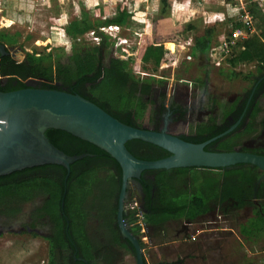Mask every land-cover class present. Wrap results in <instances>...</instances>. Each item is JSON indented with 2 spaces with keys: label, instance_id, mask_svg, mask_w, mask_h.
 <instances>
[{
  "label": "trees",
  "instance_id": "1",
  "mask_svg": "<svg viewBox=\"0 0 264 264\" xmlns=\"http://www.w3.org/2000/svg\"><path fill=\"white\" fill-rule=\"evenodd\" d=\"M164 3L166 0H162ZM250 7V14L253 16L255 26L260 34H253L244 42L243 50L239 55L238 62H258L264 67V8L262 13H258L253 6ZM128 12V10H127ZM94 16L101 14V8L96 7ZM130 22V17L124 9L102 21L92 19L91 13L83 11L82 18H75L69 21L64 31L71 40L68 47L56 45L49 52H27L23 61H17L12 55L0 53V90L10 91L26 87L54 88L72 93H77L94 101L109 113L124 121L125 123L146 129H152L155 119L153 101L145 100L146 95L152 93V81L137 78L130 66L131 60L120 49L109 51V61L105 64L103 52L114 43L108 41L107 37H100L95 45H89L79 40L80 36L85 35L91 30H98L102 25H121L126 26ZM99 33V31H98ZM20 32L3 31L0 32V43L15 46L19 44ZM213 30H206L205 34L195 43V54L204 58L208 57L211 48ZM163 41L170 42L172 46L174 37L164 38ZM137 58L143 62L153 61L156 67L166 63H172L176 59L173 49L166 48L162 41L152 40L145 35L137 50ZM49 139L58 148L70 155L93 154L107 159L109 162H102L82 171L78 175L74 172V163L71 166L69 178L63 184L52 174H36L28 176L21 181L10 180L0 187V194L17 190L21 194H30L27 199H32L38 193L50 195L51 214L57 223L58 231L62 228L61 221V202L64 199V210L71 220V228L75 236L78 230H84L86 216V199L100 198L102 202L111 200L119 193L121 186V173H111L110 163L113 162L121 171L118 162L111 155L95 144L83 140L73 134L61 129H48L46 132ZM76 139L80 146L77 149H69L63 143L66 139ZM138 147L133 149L131 142ZM190 141V140H189ZM127 147L137 156L143 159L155 160L168 156L170 153L160 146L152 143L135 139L126 141ZM226 149L232 150L228 144ZM150 148L152 153L140 150ZM207 149V148H206ZM91 155L83 158V161L91 159ZM81 161V160H80ZM55 169L63 174V180L67 175V170L62 165L45 164L30 169ZM195 167H184L174 169H159L157 171V186L159 189V200L162 204L158 210H153L149 216L145 217L148 223L165 226L166 221L171 219H187L197 221L200 216L205 215L210 210V202L219 204L225 199H234L238 203L237 208L245 205L254 204V213L243 224L239 230L245 239L259 240L264 237V181L256 190V181L261 172L256 166H236L225 171L214 173H204L209 179L201 180L199 172H195L191 177L197 185L196 192L190 193L183 189L182 182L186 181L188 172L195 170ZM22 171V170H21ZM21 171H15L0 178L11 179ZM119 176V177H118ZM206 180V181H205ZM147 191L150 185L143 182ZM102 187V188H101ZM96 189L98 190L95 195ZM189 192V193H188ZM187 193V194H185ZM254 199L259 201L256 205ZM111 202V201H110ZM106 204V203H105ZM101 214L105 218V225L111 227V213L115 214L117 209L113 205L100 207ZM138 211L130 213L132 223L137 222L140 216ZM60 227V228H59ZM141 228L137 224V229ZM78 237V236H77ZM56 244L52 245L55 250ZM90 257V253H88ZM51 264H56L53 259ZM248 264H261L259 262H248Z\"/></svg>",
  "mask_w": 264,
  "mask_h": 264
},
{
  "label": "rangeland",
  "instance_id": "2",
  "mask_svg": "<svg viewBox=\"0 0 264 264\" xmlns=\"http://www.w3.org/2000/svg\"><path fill=\"white\" fill-rule=\"evenodd\" d=\"M252 4L258 13L264 11V0H214L213 4L209 0H166L165 3L162 0H0V32L21 33L19 44L8 45V49L13 58L23 61L27 52H49L56 45L68 47L72 42L64 27L69 21L82 18L83 11L91 13L92 19L104 21L124 9L130 22L121 27L117 38L109 37L103 29L107 25L100 24L98 30L87 32L79 40L95 45L100 37H107L114 45L104 50V63L109 61V51L116 47L130 57L133 74L141 80H151L154 84L166 80L182 88L189 80L203 86L201 81L206 74L211 93L219 89L228 95L239 92V79L249 76L253 68L250 63L237 61L244 42L256 28L255 20L252 27L246 23ZM96 7L101 8L99 16L93 15ZM208 29L213 30L211 48L208 57H199L194 45ZM145 35L173 49L176 59L160 67L153 61L139 60L137 50ZM167 37L175 38L172 46L163 41ZM225 43L228 48L224 51ZM225 75L233 81L223 82ZM195 172L202 176L208 171L195 169L187 176ZM200 178L209 179L208 176ZM197 185L200 188L199 183L190 185L193 191L188 192V196L202 193L196 192ZM253 213L254 210H239L231 204L226 207L216 204L194 225L180 220L166 226V231L157 236L156 245H148L151 248L145 250V254L150 258V253L155 257L156 251H169L168 261H174L173 264H248L249 261L264 264V237L245 239L239 232L240 225ZM186 224L188 236L185 231L181 232ZM52 256L42 236L31 239L28 235L9 234L0 237V264H48ZM125 256L136 264L132 254L126 252Z\"/></svg>",
  "mask_w": 264,
  "mask_h": 264
},
{
  "label": "flooded vegetation",
  "instance_id": "3",
  "mask_svg": "<svg viewBox=\"0 0 264 264\" xmlns=\"http://www.w3.org/2000/svg\"><path fill=\"white\" fill-rule=\"evenodd\" d=\"M249 73V76L246 75L239 79V92H230L228 95L219 89L211 93L212 90H209L211 87L209 85L210 80L206 74L201 81L204 83L203 86L193 80L187 81V85L182 88L178 84H170L166 80H161L157 84L152 83L151 95L144 97L146 101H153L155 119L152 129L162 130L167 127L169 133L199 143L215 138L206 145V148L211 151L239 150L264 155V67L261 66L255 71L251 68ZM223 77V82L233 81L230 76L225 75ZM63 144L72 150L80 146L76 139L71 138L64 140ZM224 144L231 145L232 150L226 149L225 146L227 145ZM131 146L137 150L138 146L133 141ZM140 151L144 152V155L152 153L150 148ZM91 156V159L87 161H77L78 163L73 168L76 175L96 164L109 162L105 158L93 154ZM110 164L111 173L119 175L121 173L119 193L110 200L111 202L109 200L102 202L100 198L90 199V197L86 199L84 203L85 210L88 212L86 224L84 230L79 229L76 236L71 228V220L62 204L64 199H62L60 209V219L63 224L61 230L58 231L57 223L50 212V195L38 193L34 198L27 199L29 193L21 194L15 190L4 194V196L0 194V237L9 234L28 235L31 239L42 236L53 253L48 264H51L53 259L56 264H132L129 258L125 256L126 252L132 254L137 264L135 247L131 241L122 235L117 219L122 171H119L113 162ZM243 166L246 167V165ZM196 169L210 171L214 174L227 170L224 168ZM260 172L262 175L263 171L260 170ZM39 173L55 175L60 184L65 182V185L69 178L66 176L63 180V174L60 171L50 168L30 169L29 171L23 169L11 179L0 178V187L7 181H21L28 176ZM185 179L186 181L182 182L183 189H188L189 192L193 191L191 187L195 184L193 178L187 176ZM140 182L143 186L141 188L136 183H129L128 194L124 200L125 219L128 221L130 231L141 243L148 264H173L174 261H168L169 254L167 252L169 251L165 252L162 249L160 252L156 251L157 256L153 257V254L150 253V258H148L145 250L151 248L148 245H156L157 236L166 231V226L176 223L180 219L166 221L165 226L143 221L153 210L156 211L162 206L159 200L157 171H145ZM143 182L150 185V191L146 190ZM259 185L256 186V190H258ZM188 186L190 187L188 188ZM97 194L99 193L96 189L95 195ZM256 201L257 199H254L255 204L259 205ZM219 204L225 207L231 204L234 208L247 212L254 210V204L237 208L238 203L232 198L225 199ZM106 205L108 207L113 205L117 209L115 214L111 213V227L105 225V218L100 211V207ZM214 205H216L214 201L210 202V208ZM136 210L140 219L132 223L130 213ZM183 220L189 226L195 224L194 221ZM137 224H140L141 228L137 229ZM188 225L186 224L181 230V232L185 231L187 236L189 233ZM146 230H148V234H146ZM53 244H56L55 250L52 249ZM88 253H90V257H88ZM159 253L162 254L158 255Z\"/></svg>",
  "mask_w": 264,
  "mask_h": 264
},
{
  "label": "water",
  "instance_id": "4",
  "mask_svg": "<svg viewBox=\"0 0 264 264\" xmlns=\"http://www.w3.org/2000/svg\"><path fill=\"white\" fill-rule=\"evenodd\" d=\"M0 53L10 54L0 43ZM65 130L108 152L121 167L118 224L122 235L132 242L137 264H148L144 250L130 231L125 219L124 200L129 183L143 187L145 171L184 167L229 169L240 165L256 166L263 171L257 181H264V155L232 150L211 151L206 142H194L162 130L140 128L115 117L85 96L54 88L26 87L0 90V176L45 164L62 165L70 175L71 166L91 154L70 155L47 136L48 129ZM143 140L167 150L170 155L155 159L137 157L126 145L129 140ZM64 206V200H63Z\"/></svg>",
  "mask_w": 264,
  "mask_h": 264
},
{
  "label": "built area",
  "instance_id": "5",
  "mask_svg": "<svg viewBox=\"0 0 264 264\" xmlns=\"http://www.w3.org/2000/svg\"><path fill=\"white\" fill-rule=\"evenodd\" d=\"M253 20H254V18H253V16H248V20H247V25L249 26V27H252V25H253ZM121 25H116V24H111V25H107V26H105L103 29H104V31H105V33L109 36V37H111L112 39H115V38H117V35H118V33H119V31L121 30ZM114 30V31H113ZM113 31V32H112ZM86 35V34H85ZM215 48V47H214ZM226 48H228V44L227 43H225L224 44V46H223V50L225 51L226 50ZM217 58V56H215V57H213V62H214V60ZM255 65H259L260 66V64L257 62H255Z\"/></svg>",
  "mask_w": 264,
  "mask_h": 264
},
{
  "label": "crops",
  "instance_id": "6",
  "mask_svg": "<svg viewBox=\"0 0 264 264\" xmlns=\"http://www.w3.org/2000/svg\"><path fill=\"white\" fill-rule=\"evenodd\" d=\"M205 1H206V0H205ZM209 3L213 4V3H214V0H209ZM260 32H261V31H259L258 28L256 27V28L254 29V33H253V34H260ZM253 34H252V35H253ZM252 35H251V36H252ZM194 46H195V45H194ZM236 63H237V62H235V64H236ZM240 63H250V65L253 67L254 71L257 70V69H259V68L261 67V65H260V66H259V65H256V67H255V62H240ZM256 63H257V61H256ZM206 214H207V213H206ZM206 214H205V215H206ZM202 216H203V215H202ZM202 216H200V217H202ZM200 217H199V218H200ZM180 220H183V219H180ZM183 221H184V220H183ZM194 222H195V221H194Z\"/></svg>",
  "mask_w": 264,
  "mask_h": 264
}]
</instances>
